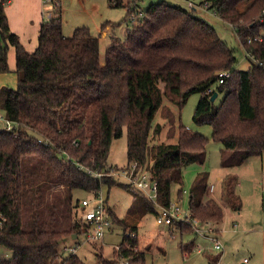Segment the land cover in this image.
<instances>
[{"label": "trees", "instance_id": "obj_1", "mask_svg": "<svg viewBox=\"0 0 264 264\" xmlns=\"http://www.w3.org/2000/svg\"><path fill=\"white\" fill-rule=\"evenodd\" d=\"M8 1L0 0V72L11 70L8 52L13 46L18 83L0 88V110L14 124L0 129V245L12 250L13 258L0 256V264H87L75 252L64 256L59 250L65 236L85 233L72 218L83 198L73 204L77 189L98 193L104 185H119L155 214L172 203L173 186L183 184V167L204 163L209 139L180 124L177 142L150 145L151 132L156 136L163 129L160 122L153 124L160 108L171 123L170 137L176 132L164 97L182 107L200 93L193 120L213 127V140L223 144L222 166H238L264 153V0H198L234 27L251 58L247 70L236 68L235 49L194 8L166 0L146 8L139 0H109L127 8L125 20L131 25L124 38L112 36L102 61L100 35L85 25L65 35L60 7L41 24L38 44L29 51L10 28ZM225 70L230 76L218 83ZM215 92L216 99L224 94L220 103L211 100ZM124 129L127 165L137 161L139 168L149 169L158 184L156 201L108 174L112 142ZM96 170L104 173L98 176ZM208 183V174H199L189 189L191 217L202 223L224 218L219 201L205 199ZM237 183L235 174L221 182L223 196L236 210L243 205ZM183 193L179 187L180 198ZM109 209L113 220L124 225L115 253L130 264H146L138 236L126 235L137 234V223L128 224ZM171 224L182 234L196 230L186 221ZM181 247L192 251L197 244L193 238ZM219 259L211 257L212 263Z\"/></svg>", "mask_w": 264, "mask_h": 264}, {"label": "rangeland", "instance_id": "obj_2", "mask_svg": "<svg viewBox=\"0 0 264 264\" xmlns=\"http://www.w3.org/2000/svg\"><path fill=\"white\" fill-rule=\"evenodd\" d=\"M129 0H125L128 2ZM163 0H139V5L146 8L152 2ZM168 3L181 5L193 9L188 0H166ZM63 14V31L69 36L78 26H89L93 33L100 35L101 60L105 61L106 48L111 43L112 36L124 38L131 25L130 20H125L127 8L125 6H112L109 0H60ZM50 6L53 7L52 2ZM248 2L241 4L245 8ZM214 10L198 7L195 14L206 19L213 25L224 41L236 51L238 62L236 68L247 70L251 66V58L242 46L234 27L227 21L220 18ZM112 21V22H110ZM109 24V26H108ZM111 24V25H110ZM104 25V26H103ZM108 26V28H107ZM102 29H107L104 34ZM101 30V31H100ZM160 86L164 82L160 81ZM224 94L221 93L216 99L220 103ZM200 93H193L188 101L180 107L169 98L164 97L163 105L170 107L175 117V134L170 137L169 128L171 123L163 116L160 108L155 115L153 124L160 122L163 129L160 134L154 136L150 134V145L157 143H175L178 141V130L180 124L204 134L209 139L207 145V156L204 163L190 162L183 167V184H175L172 190V202L179 200L182 212L189 211V189L199 174H208V184L215 185L214 190L208 188L205 199L215 198L223 206L224 218L218 222L202 223L193 233L182 234L178 226L172 224L159 223L156 214L145 211L144 204L141 206L135 202V195L128 189L119 185H114L110 189L107 185L102 188V193L107 196L108 203L113 207L119 218L125 219L128 224L137 223L139 239V249L146 253V264H211L209 255H220L219 264H264V154L251 156L248 162L238 166L236 171L239 174L240 182L239 195H241L243 205L240 211L233 209L222 193V184L219 177L224 175L229 167L221 165V149L223 144L212 138L213 127L209 124L199 125L193 120V113ZM0 114H4L0 110ZM2 128H6L5 120H2ZM151 163V160H148ZM128 163L127 157V132L124 129L123 135L113 140L108 155L109 166L115 168L124 167ZM234 169V170H235ZM149 171V169H147ZM150 172V171H149ZM116 181L127 183L119 175H114ZM238 185V183H237ZM236 191L238 193V187ZM182 187L184 192L182 197L178 196V189ZM59 188V187H57ZM61 188V187H60ZM73 204L76 199L89 196L85 190L77 189L73 192ZM77 207V206H76ZM76 207L73 208L72 218H76ZM111 208V207H109ZM112 209V208H111ZM112 209V210H113ZM144 209V212H143ZM111 212V211H110ZM112 214V213H111ZM61 218L65 219L64 214ZM213 229V231L210 229ZM219 228L220 231H214ZM217 236L223 245L222 250L214 248L213 239L205 236ZM124 236V225L114 221V225L99 240H89L85 233H74L65 236L59 245V250L64 256L72 253L70 247L87 264H123L124 258L115 253L119 248ZM195 239L197 247L185 255L181 243H187ZM0 256L12 259L13 251L0 245ZM109 261H106V260Z\"/></svg>", "mask_w": 264, "mask_h": 264}, {"label": "built area", "instance_id": "obj_3", "mask_svg": "<svg viewBox=\"0 0 264 264\" xmlns=\"http://www.w3.org/2000/svg\"><path fill=\"white\" fill-rule=\"evenodd\" d=\"M205 8L208 7V3L204 4ZM51 18L52 16L49 15ZM251 41V39H249ZM231 72L229 70L221 71L219 73L218 83L224 82V80L229 77ZM208 91H212L210 88ZM8 129H12V125L7 126ZM106 169L109 170V175H119L122 176L127 183L139 188L142 190L148 198L156 201L158 195V184L155 179L152 178L151 172L147 169L139 168L138 162L133 161L129 165H125L124 167L115 168L114 166H108ZM104 171L96 170L94 174L101 176ZM210 190L215 189V185H210ZM184 192H187L184 190ZM78 222L83 224L85 229V235L89 240H99L104 237L106 232L113 226L114 220L112 214L109 209L108 199L102 191L98 193H90L89 196H84L81 199L80 205L76 211V218ZM156 219L159 223L171 224L173 221L181 220L186 221L194 225L197 232H201L202 222L197 218L191 217L190 210L188 212H182L181 205L179 200L172 202L169 206H160L159 211L156 214ZM209 224L210 221L204 222ZM210 229V228H209ZM213 229H210V231ZM126 235L136 236V232L128 231ZM205 236L213 239L214 248L217 250H222L224 247L217 236H210L204 234ZM72 252H74L73 247H70ZM199 251L202 250L201 247L198 248ZM185 255H188V250L184 251ZM247 260V259H246ZM219 261H216L212 264H219ZM101 264V262H99ZM123 264H130V262L126 259L123 260Z\"/></svg>", "mask_w": 264, "mask_h": 264}, {"label": "crops", "instance_id": "obj_4", "mask_svg": "<svg viewBox=\"0 0 264 264\" xmlns=\"http://www.w3.org/2000/svg\"><path fill=\"white\" fill-rule=\"evenodd\" d=\"M50 2H52V5L54 4L53 7L50 6L51 5ZM188 2H189L190 7L192 6L195 10L198 7L205 8L204 5L198 4L199 3L198 0H188ZM57 7H60V9L62 10V5H61L60 0H9L7 2L6 13L8 15L10 28L12 29V31H14L15 33L19 35L22 43L25 45V47L29 51L34 50L38 44V34H39V29H40L41 24L45 22L46 20L50 19L49 15H51L52 17L55 16ZM102 32L106 34L107 29H102ZM8 60H9L11 70L8 72H0V88L6 85L11 86V87H16L18 83V76L15 71V68H16L15 49L13 46H10V49L8 52ZM2 120H5L6 126H8L9 124L14 126L12 122H8L4 114H0V129H4V127L2 128L1 126ZM263 154L260 155L262 156V158H263ZM249 158H247L241 165H238V166L244 165L246 162H248ZM238 166H232L229 168L237 169ZM234 169H229V171H227L224 175L219 177V180L222 182V179L228 174H235L239 178L240 175L237 174L238 170L236 171V169L235 170ZM237 187H238V194H239L240 182H238ZM108 205L109 207L113 209V207L109 203ZM241 209L242 207L238 209V211H240ZM214 231L219 232L220 229L216 228V230ZM198 248L199 246L196 247V249ZM211 257H213V255L208 256L210 261H211ZM246 259L247 258H245V262H243V264L248 262L247 261L248 259L247 260ZM211 264H212V261H211Z\"/></svg>", "mask_w": 264, "mask_h": 264}, {"label": "water", "instance_id": "obj_5", "mask_svg": "<svg viewBox=\"0 0 264 264\" xmlns=\"http://www.w3.org/2000/svg\"><path fill=\"white\" fill-rule=\"evenodd\" d=\"M217 97V92L214 93V95L212 96L211 100L214 101Z\"/></svg>", "mask_w": 264, "mask_h": 264}]
</instances>
